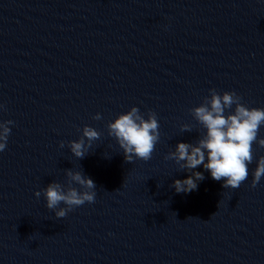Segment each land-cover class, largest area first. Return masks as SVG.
Instances as JSON below:
<instances>
[{"label":"clouds","instance_id":"1","mask_svg":"<svg viewBox=\"0 0 264 264\" xmlns=\"http://www.w3.org/2000/svg\"><path fill=\"white\" fill-rule=\"evenodd\" d=\"M209 92L203 103L190 110L205 133L194 143L178 142L175 150L165 157L166 160H173L180 171L191 173L186 179L173 182L171 187L178 194H187L198 188V182L205 177L202 172L193 170L201 165L213 180L224 181L223 188H239L248 179V166L255 159L253 145L264 148V138H258L260 128L264 125V109L247 107L240 102L241 97L235 92L219 94L215 89ZM3 107L0 105V110ZM93 119L100 120L102 117L97 113ZM13 123L11 120L0 121V152L6 149L11 133L9 125ZM107 128L108 135L115 138L128 163L134 159L149 161L160 139L157 114L149 111L145 119V114L135 106L119 114L108 123ZM181 130L191 132L192 125L184 124ZM100 135L96 129L86 125L81 138L69 142L68 147L76 158L82 159ZM60 147H64L63 142ZM66 175L67 185L53 181L42 190L47 209L54 211L57 218L65 217L73 208L86 202L93 203L96 197L95 182L83 172L69 169ZM252 176L251 186L255 188L264 177V156L258 159ZM73 184L80 188L73 187ZM35 196L39 198L41 191H37Z\"/></svg>","mask_w":264,"mask_h":264}]
</instances>
